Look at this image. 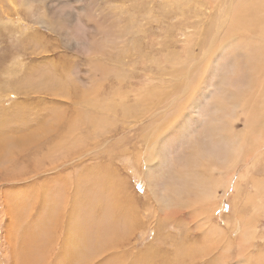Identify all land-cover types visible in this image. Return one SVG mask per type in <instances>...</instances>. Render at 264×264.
<instances>
[{"label":"rangeland","instance_id":"rangeland-1","mask_svg":"<svg viewBox=\"0 0 264 264\" xmlns=\"http://www.w3.org/2000/svg\"><path fill=\"white\" fill-rule=\"evenodd\" d=\"M220 1L28 0L27 6L22 7L20 0H0V44L7 45L0 52V60L2 62L0 64V71L5 72L4 77L9 79L7 83L8 88H11L12 91L11 80L24 92L21 97L26 98V101L19 103V115L13 118L11 128L10 123H4L1 119L0 125H5V127L10 129V132L11 129L23 131L22 135L24 137L36 135L40 131V135L35 137L33 142L31 141L32 144L29 152L34 149V145L37 142H39V145H42V142L47 144V140L52 141V138L44 139L46 137L44 131L50 128V134L55 133L52 127L58 120L52 113L59 106L60 94L58 89L65 87V83L68 81L76 85V89L83 91L90 98L96 99L87 103L86 111L102 115L108 119L111 116L109 107L113 106L116 100H123L132 111H141L139 113V117H141L140 123H146L148 114L145 112L150 102L162 99L160 100L162 101L160 104L165 105V101L170 98L165 97V95L169 96L171 92L172 94L176 92L172 88V83L174 87L175 85H182L181 89H184L186 86V84H183L186 81L185 72H188L189 68L187 67L191 62V55H187L186 49L192 46L194 47L192 51L195 54L201 51L198 45L193 44L194 40L196 43H200L204 40L206 34L215 32L218 42H222L228 37V29H264V9L261 11V19L257 25L255 23L252 24V20L247 25L243 19H239L240 11L238 9H233L230 17L227 19H224L225 14L221 18L220 12L215 14L216 9L221 5L217 2ZM7 2L11 4V7L7 8ZM261 6L264 8V3ZM8 9L12 10V14L10 13L11 18L7 17L9 13ZM1 10H3V13H1ZM28 34H34L36 37H31ZM18 35H20V39ZM21 36L24 37V40L21 39ZM246 36V31H244L243 37L247 38ZM20 44L24 45L21 48L24 52L21 54L18 51ZM230 53L234 55L232 51ZM7 54L11 55V57L7 56ZM195 54L193 59H195ZM234 58L243 61L245 57L235 54ZM222 61L224 60L222 59ZM181 62L184 63L183 66L180 64ZM229 63L231 64V62ZM179 65L181 69H185L177 77H174L173 73ZM244 67L245 63L240 67L239 77L232 83L235 88L246 84L248 77L244 74L246 73ZM228 71L232 73L231 65L228 66ZM22 72L23 79L19 83L18 76ZM117 75H121L122 79L116 78L114 81H109L110 77ZM221 78H225V75ZM176 79L179 81H176ZM102 80L105 81L98 85ZM189 80L194 84L196 82L193 90L197 91L200 80L199 75H193ZM255 85L256 90L253 96L255 99L254 103L257 104L251 106V112L258 110L260 113L255 117L256 124L255 126L252 125L255 130L250 132L251 135L248 134L246 137L243 134L241 141L242 148H239L232 139H229L225 144L224 140H221L218 136H214L212 130L210 131L208 128L205 130L203 128L204 125L201 124L202 126L197 131H192L191 135L184 138L187 146L182 143L178 145L170 143L171 148L176 150L174 155L171 159H167L166 164L160 171L152 173V186L155 184L158 193L159 190L168 192L169 201H173L177 198V192L170 187H165V185L166 181H169L170 177H173V170L183 167V164H185L187 159L179 163V158L184 157V154H180V151H183L184 148L190 149L193 147L194 149L198 145L202 151H205L206 148L216 144V147L227 153L231 152L235 159L233 168L227 169L228 171L224 170L221 173L216 169L213 171L211 169L207 170L206 176L211 179V183L209 184L210 189L217 196L218 200L216 203L212 202L214 205L209 207L214 210L216 209L214 211V222H212L215 230H212L211 227V231L208 229L207 234L209 239H206L202 243L200 240L195 242L197 246H200L199 251H195L196 253L193 252L194 254L191 255L189 254L188 259L182 257L183 264H193V257H196L198 261L196 264H235L236 260L238 264H241V256H244L246 259L244 264H264V113L262 115V112H264V74L256 76L253 82V86ZM259 87L263 90H259ZM175 88L177 89V87ZM29 90H32V92L29 93ZM6 93L7 91L4 88L0 89V96H4ZM191 95L193 96V93ZM157 96L164 97L158 98ZM183 96V93L179 95L178 92L177 95L173 96V102H177L179 107L174 103L165 113L163 111V113L161 111L155 112L160 116L159 121L157 119L155 122L160 125V128L163 127L162 123L166 126L170 120L171 123L167 126L178 124L185 114L189 112V104H186L192 96ZM180 98L184 100V103ZM15 100L18 101L16 97H12L6 98L2 102L13 105L12 102ZM39 104L43 106L40 108ZM141 107L143 110H146L143 111ZM174 107H177V110ZM227 111L229 109L225 112L217 113V118L224 122L227 121L229 118ZM42 112L44 119L40 122L38 119H40L39 115ZM160 114H163L164 117ZM188 115L191 116L192 120L195 117L192 112H189ZM168 116L170 117L168 118ZM111 120L109 123H111ZM122 120L116 121L119 122L118 124L122 121L128 126H136L138 119L132 115L124 117ZM116 121L114 120L115 125L117 124ZM259 121L263 125H259ZM228 123H231L228 127L232 126L235 131H241L242 133L249 131L241 122L228 121ZM120 127L121 124L118 127L119 131ZM133 131L126 133V135H130L128 143L125 140H121L126 145L125 149L127 151L124 149L122 152L116 146L113 148L111 144L108 149L112 150L109 157L105 156L106 143L93 157L86 154L84 150L87 147L82 150V146H89L95 138L85 135L80 148L76 150L73 147L71 158L60 163L55 169L46 170L44 168L43 172H33L31 171V166H27L20 156L21 162L15 160L16 164L9 162L0 164V264H13L15 260H18L17 254H20L15 250L21 241L14 236L15 232L10 230V224L15 228L12 219L15 218L19 222L26 221L31 227L34 226L36 228V224H33V219L42 213V209L39 206H31L28 207L26 213L24 210L25 217H23L21 214L22 203L29 206L30 200L35 199L41 203L51 202V205H54L53 212H55L59 210V201L56 198V193L59 192V196L62 195L61 199L63 200V202L60 200L61 205H66V198L69 193L64 191L61 194V188L58 186V183L62 176L65 174L68 176V170L70 172L73 169L75 170L74 189L77 196L84 201L82 206L78 208L77 214H72L66 219L65 225L63 224L66 229H75V224H78V222L88 224L84 211L89 208L90 203L95 202L94 200L91 201V199L94 192L96 175H103L104 181L102 186L106 188L101 193L104 210L95 212L100 218V223L104 224L100 225V228L104 226L100 237L102 242L104 241L103 239L109 237V230L105 228H108V225L113 220L110 207L105 204V201L111 193L109 188L117 184V177L120 174L121 177H124L127 189L135 195L136 203H138L137 205L140 208L143 209L144 205L142 204L147 203V201L153 204L154 201L151 197L148 198L152 200L146 198V194L149 193L150 188L147 184L146 176L142 172L144 168L141 158L143 157L142 152L145 147L140 144L143 140L152 143L153 134L152 132L148 134L147 129L138 130L136 133H133ZM115 135L116 133L113 130L109 141ZM137 135L138 139H136ZM252 138L258 139L259 143H252ZM79 139L80 137L77 136L74 142H78ZM229 144L232 148H230ZM26 152L22 150L21 153L26 155ZM40 154V151H38L34 156L37 157ZM58 159L59 156L57 155L55 162ZM244 159L248 161L245 162ZM33 161V163L44 165V162H40L41 160H38V158ZM137 162L141 166L142 178L138 174L139 166L137 167ZM23 166L24 169L22 168ZM36 167L38 168V165ZM95 170H97V173H94ZM199 170L205 174L206 168L201 167ZM28 171L31 172L26 176ZM16 172H19L18 176ZM22 173H24L23 176H21ZM55 176V183L53 182L48 186V189L46 188L42 191L46 187L44 186V182L47 183L48 180ZM228 176L231 178V186L225 194L222 191V186ZM46 190L48 195L41 201L39 195ZM198 193L197 189L190 192L192 195ZM26 195H31V197L28 198ZM23 196H26L28 199H23ZM141 196H145L143 198L145 202ZM7 204L14 205L12 208L16 210L11 215L7 214L5 207ZM78 205V203H74L67 206L77 208ZM161 208L165 209L166 207ZM4 212L6 213L4 214ZM158 214L159 212L157 211L155 218L150 220L151 224H154L158 219H165L164 215L160 216ZM52 221L53 219L50 222ZM156 223L158 224V222ZM238 223H240L241 229L244 226V229H251L249 234H251L250 232L253 229H256L254 247L258 244L259 252H257L258 248L255 249L251 244H246L245 240H243L245 243L242 242L245 251L237 248V244L239 245L238 240H235L234 244L231 243V240L229 242L228 236L230 233L231 236H236L240 232V230L232 231ZM188 225L190 223L187 224L182 215L174 216L171 220L164 222V227L165 229L167 228L166 231L171 232L176 243L175 246L167 250L166 254L168 257L173 256V254L185 247V230L190 228H188ZM208 226L209 224L206 225L207 228ZM61 229L57 233V236H68V233L63 231V226ZM153 229L152 226H140L132 232V238L126 242L129 247L133 248L132 254L138 252L142 253L139 257L153 256L156 259L155 262L158 263L161 261L159 258L162 255L161 251L163 249H160L158 245L150 244L153 238V233H151ZM191 235L193 237L198 236L197 233H192ZM84 236L91 238L90 233ZM177 237L178 239H176ZM176 240H178V243ZM53 243L55 248H52V251L57 250L59 247L55 239H53ZM156 243L159 242L156 241ZM147 244L150 247H146ZM229 244L230 249H228ZM246 248L249 250L248 253H246ZM202 250L204 252H201ZM179 257H181L180 253L176 255L174 260ZM52 258L53 255L47 256L45 264H49Z\"/></svg>","mask_w":264,"mask_h":264},{"label":"bare ground","instance_id":"bare-ground-1","mask_svg":"<svg viewBox=\"0 0 264 264\" xmlns=\"http://www.w3.org/2000/svg\"><path fill=\"white\" fill-rule=\"evenodd\" d=\"M20 1L22 7L27 6L28 0ZM217 3H220L221 5H219L218 8L216 7L217 9L215 11V14H218L220 12V18L223 14H225L224 19H227L230 17L233 9H238L240 11L239 19H243V21L247 25L250 24L251 20L253 21L252 24L255 23L257 25L261 19V11L264 9L261 6V4L264 3V0H221ZM227 3L228 5H226ZM7 4V8L11 7V4H9L8 2ZM8 11L7 17L9 16L8 18H11L10 15L12 14V10L8 9ZM1 13H3V10H1ZM244 31H246L247 38L243 37ZM28 35L31 37H36V35L34 34ZM18 38L20 39V35H18ZM21 39L24 40V37H22ZM193 44L198 45L201 51L195 54L194 51H192L194 47L190 46L189 49H186L187 55H191V62L187 67L189 68V70L188 72H185L186 81H182L183 84H186V86L184 85V89H181L182 85H175V87H177L176 89L172 83V88L176 92L173 94L171 92L169 96L165 95V97L167 98L170 97L168 99L169 101H165V105L160 104L162 103V101H160L162 99L156 102H150V104L146 107V109H148L146 110L144 108L146 110L145 113L148 114L146 123H140L141 117H139V113L141 111L139 109L138 111L140 112L132 111L127 106L128 104L124 103L121 99V101L116 100L114 105L109 107L111 116L108 119H106L102 115H97L86 111L87 103L96 99L90 98L83 91L76 89V85H74L71 81H68L65 83V87H60V89H58L60 94V100L58 101L59 106L58 109L52 113V115H55L58 120L57 123L52 127L55 133L51 135L50 128L44 131V134L46 135L44 139L52 138V141L47 140V144H44L42 142V145H39V142H37V144L34 145V149L29 152V148L31 147L33 139L40 135V131L36 135L24 137V135H22L23 131L20 132L17 129H11L10 132V129L5 127V125H0V164L6 162L16 164V161L21 162L20 158H23L26 165L29 167L31 166V171L33 172H41L42 170H44V168L46 170L55 169L60 163L70 159L72 156L73 147L78 150L80 148V145L83 143V137L85 135L95 138L94 141L89 144V146H82V150L87 147L84 150L86 154H88L90 157H93L94 154L99 149L104 147L106 143L107 147L105 149V156L109 157L112 152V150H108L111 144L113 148L116 146L120 151H124L126 145L122 143L121 140H125L126 143H128L130 135H126L127 132L134 130L133 133H136V131L138 130L147 129L148 134L151 132L153 134L152 143H149L146 140L140 142V144L145 147L144 151L142 152L143 157L141 158L144 168L142 172L146 176L145 178L150 188L149 193L146 194V198L148 200L153 199V204L147 201V203L142 204L144 205L143 209L140 208L137 205L138 203H136L137 201L135 195H133V193L129 189H127V184L124 181V177H121L120 174L117 177V184L111 186L113 191L111 188H109L111 190V193L108 195L105 201V204L109 205L110 207V212L112 214L113 220L112 223L108 225V228H105L109 230V237L107 239H103L104 241L102 242L100 240V237L104 226H101L100 228V225L104 224L100 223V218L96 215L95 212H101L104 210L101 193L102 191H105L106 188L105 186H102V183L104 181L103 175H96L94 180V192L91 199V201L94 200L95 202L90 203L89 208L84 211L88 220V224L78 222V224H75V229H66L64 226L66 219L72 214H77L78 208L82 206L84 201L77 196L74 189V176L76 175V173H74L75 170L73 169V171L71 172L70 170H68V176L66 174L62 176L58 183V186L61 188V194L64 191L66 193H69L66 198V205H61L60 200H62V195L59 196V192L56 193V198L59 201V210L55 212H53L54 205L52 206L51 202L41 203L40 201H37L35 199L30 200L29 206H26L24 203H22L21 214L23 217H25V213L28 207L39 206L42 209V213L33 219V224H36V228H34V226L31 227L26 221L19 222L12 217L15 228H13L12 224H10V230H13V232H15L14 236L19 238L21 241L19 246L16 247L15 250L16 252L20 253L17 254L18 260H15L13 264H45V258L49 255H53V258L49 262V264H183L182 257L188 259L189 254L191 255L194 254L193 252L199 251L200 246H197V244H195L196 241L200 240L202 243L206 239H209V236L207 235L208 231H211V227L212 230H215L212 222H214V211L216 210L209 207L214 205L212 204V202L216 203L218 200L217 196L212 193L210 189L209 184L211 183V179L206 176L208 172L207 170L211 169V171H213L216 169L222 173L224 170L232 169L235 163V159L231 152L227 153L219 147H216V144L214 146L206 148L205 151H202L197 144V147L194 149L193 147L190 149L186 147L183 151H180V154H184V157L179 158V163L185 161L184 159L187 160L185 164H183V167H178L173 170V177H170L169 181H166L165 185V187H170L177 192V198H175L173 201H169L168 192L159 190L158 193L157 189L155 188V184L154 186H152V173L160 171L166 164L167 159H171L174 155L176 150L171 148L170 143H172L173 145H178L181 143L185 144L186 140L184 138L191 135L192 131H197L202 126L201 124L204 125L203 128H205V130L207 128L210 131L212 130V134L214 136H218L221 140H224L225 144L229 139H232L233 141H235L239 148L243 147L241 143L243 134H245V136L247 137L251 131L255 130L252 125L255 126V117L260 113V111L258 110L251 112V106L257 104L254 103L255 99L253 96L256 90V85L253 86L254 79L257 75L264 74V29H228V37L222 42H218L217 34L215 32H211L205 35L202 42L196 43L194 40ZM4 47H7V45L0 44V52L3 51ZM22 47H24V45L20 44V49L18 50L19 54L24 52L23 49L21 50ZM108 50L110 51V49ZM136 50L134 51L136 52ZM230 51H232L234 55L240 54V57L241 55H243L245 58L243 59V61H240V59L237 58L233 59L234 55H232ZM194 54L195 59H193ZM8 55L9 54H7V56ZM9 57H11V55H9ZM222 59L224 61H222ZM192 60L194 61L192 62ZM229 62H231V64ZM1 63L2 62L0 60V64ZM244 63L246 72L244 74L248 77L246 80V84L235 88L232 83L235 82V79L239 77L241 70L240 67ZM180 64L182 66L184 65L183 62H181ZM229 65H231L232 73H229L228 71ZM184 69L185 68L181 69V66L179 65L173 73L175 75L174 77H177L179 73L184 71ZM4 75L5 72L0 71V89L4 88V90L7 91L6 95L0 96V119L4 123H10L11 128L13 118L19 115V103H23L24 101H26V98L21 97L24 92L21 90V88L18 87L17 84H14L11 80L10 82L12 91L11 88H8L7 83L9 79H6ZM193 75H199L200 78L197 91L193 90L196 86V82L194 84L189 80ZM224 75L225 78H221ZM116 78L122 79L121 75H117L110 77L109 81H114L116 80ZM21 79H23V72L18 76L19 83ZM105 80L99 82L98 85L102 84ZM177 80L178 79H176V81ZM263 89L259 87V90ZM32 90H29V93H31ZM177 92L179 95L183 93V97H188L189 95L191 97V93H193V96L190 99L188 98L189 101L186 105L189 104L188 110L189 112H192L195 117L192 120L191 116L188 115V112L178 124L167 126L169 123H171L170 120V122L166 124V126H164L162 123L163 127L160 128V125H158V123H155L157 119L159 121L160 116L155 112L163 111L165 113L166 111H168L167 109L174 103L177 104V102H173V96L177 95ZM12 97H16L18 100L12 102L13 105L2 102V100ZM162 97L164 96H160L158 98ZM42 106L43 105H40L39 107L41 108ZM162 106L163 108H161ZM176 106L179 107V104H177ZM142 107L141 109L143 110ZM177 107L174 108L177 110ZM238 107H241L239 108L240 110L238 109ZM227 109H229V111H227L229 114V118L227 119V121L224 122L219 120L217 118V113L225 112ZM263 113L264 112H262V115ZM235 114L237 115L235 116ZM132 115L138 119L136 126H128L127 124H124V122H122V119L124 117H129ZM39 116L40 119H38V121L41 122L44 119L43 112ZM161 116L164 117L163 114ZM169 117L170 116H168V118ZM113 119L115 121L122 120L120 122V131L118 129V127L120 126V124H118L119 122L116 121L118 124H116L118 126L117 127L114 124L115 122ZM110 120L111 123H109ZM228 121H234L235 123L241 122V124H243V126L249 131H244V133H242L241 131H235L232 126L228 127L231 125V123H228ZM258 123H260L259 125H263L260 121ZM113 130L116 135L109 141L110 136L113 134ZM257 134L259 133L257 132ZM77 136H79L80 139L78 142H74ZM136 139H138V135ZM251 142L255 144L259 143L258 139L255 140L254 138L251 139ZM229 146L230 148H232L230 144ZM22 150L27 151V154L24 155L23 153H21ZM38 151H40L41 154L37 157L34 156ZM125 151H127V149H125ZM57 155L59 156V159L55 162V157H57ZM37 158L38 160H41L40 162H44L43 166L39 163H33V160H37ZM244 161L247 162L248 160L244 159ZM136 164L137 167L139 166L138 174L142 178L141 166L138 162ZM37 165L38 168L36 167ZM201 167L206 168L205 174L199 170V168ZM22 168L24 169V166ZM31 171H28L26 176ZM94 173H97V170H95ZM23 174L24 173H22L21 176H23ZM16 175L18 176L19 172H16ZM53 178L48 180L47 183L44 182V186L46 187H44L42 191H44V189L46 188L48 189V186H50L53 182L55 183L56 176ZM224 182L225 183L222 186V191L226 194L227 190L231 186L230 176H228ZM194 189H197L199 193L196 195L190 194L191 190ZM182 192L183 194H181ZM157 193L162 197H160ZM31 195L27 197L30 198ZM47 195V190L45 192H42L39 195L41 201L44 200ZM26 196H23V199H28L26 198ZM141 197L143 199L145 196ZM148 197H151L152 199ZM74 203L79 204L77 208L68 207L69 205ZM5 207L7 214L9 213V215L13 214L16 211L14 208H12L14 207V205L7 204V206ZM161 207L166 208L163 209ZM63 208L65 209L63 210ZM173 208L175 209L173 210ZM157 211L159 212L158 215H164L165 219H158L156 221L158 222V224L156 222L154 224H151L150 220H153L155 218V214L157 213ZM5 213L6 212H4V214ZM178 215H182L187 224L190 223V225H188V228H190L188 230H185L186 248H181V251L173 254V256L168 257L166 254L167 250L170 247L175 246L176 243L174 242V236H172L171 232L166 231L167 228L165 229L164 222L167 220H171L174 216ZM52 219L53 221L50 222ZM224 221L226 222V220ZM207 224H209L208 228L206 227ZM143 225H145L146 227L152 226V228H154L151 231V233H153V238L150 241V244L158 245L160 249H163V251H161L162 255L159 258L161 261L158 263L155 262L156 259L153 256L139 257L142 253L138 252H134L132 254L133 248L127 245L126 241L132 238V232ZM62 226L63 231H66L68 233V236H64L61 233L60 234L62 236H57V233L62 230ZM244 227L241 229L240 223L235 225L232 231L240 230V232L236 236H231V233L229 232V242L231 240V243L234 244V241L238 240L239 245L237 244V248H239L241 251H245L242 242L251 244L253 248L257 249L259 247L258 244L256 247H254V237L257 233L256 229H253V227H251L253 231L250 232L251 234H249V231L251 229H244ZM191 231H193V234L197 233L198 236L193 237L191 235ZM88 233H90L91 238L84 236ZM178 237L180 238V236ZM178 237L176 239H178ZM53 239H55L56 243L59 244L58 249L54 251H52V248H55ZM243 240H245V242ZM156 241L159 243H156ZM176 241L178 243V240ZM148 246L149 245L147 244L146 247ZM228 249H230V244L228 245ZM171 250L175 251L174 249ZM259 251L260 249L258 248L257 252ZM201 252H204V250H202ZM248 252L249 250L246 248V253ZM21 253H23L22 256ZM178 253L181 254V257L174 260ZM129 257H131V259H129ZM192 259L193 264H196L198 262L196 257H193ZM244 262H246V259L244 256H241V264H244ZM234 263L238 264L237 260Z\"/></svg>","mask_w":264,"mask_h":264}]
</instances>
